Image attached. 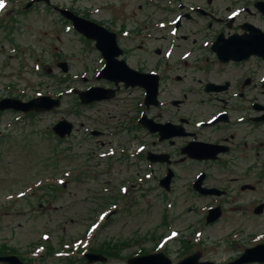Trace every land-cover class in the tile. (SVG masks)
<instances>
[{"label": "rangeland", "instance_id": "obj_1", "mask_svg": "<svg viewBox=\"0 0 264 264\" xmlns=\"http://www.w3.org/2000/svg\"><path fill=\"white\" fill-rule=\"evenodd\" d=\"M29 1L0 0V99L26 102L39 94L57 96L73 87H87L88 82L80 79L89 76L82 72L91 65L86 43L45 4L26 12ZM109 1L126 0L52 4L88 9ZM127 1L129 11L134 0ZM65 59L70 63L68 73L57 65ZM79 104L78 97L68 93L60 108L50 112L0 113V255L15 254L24 264H127L131 257L163 251L173 264L192 253L201 254L200 262L222 264L239 258L255 243L264 244V215L252 212V205L264 199V181L256 191L247 190L249 197L228 205L224 217L210 225L205 224L206 209L215 200L199 198L187 177L200 170L197 166L178 170L171 194L151 181L139 186L140 197L134 189L123 197V184L134 177L132 159L121 161L120 154L112 156L108 149H118L127 139L119 134L108 143L109 138L87 132L111 127L123 104L94 109ZM60 120L74 125L64 142L52 134ZM169 195L176 203L171 227L166 220ZM249 202L247 210L240 208ZM111 211L116 212L106 219ZM86 252L100 253L107 260L88 263Z\"/></svg>", "mask_w": 264, "mask_h": 264}, {"label": "flooded vegetation", "instance_id": "obj_2", "mask_svg": "<svg viewBox=\"0 0 264 264\" xmlns=\"http://www.w3.org/2000/svg\"><path fill=\"white\" fill-rule=\"evenodd\" d=\"M132 4L129 11L127 0L88 9L77 4L62 7L104 34L92 31L85 37L72 27L86 43L91 64L83 70L90 76L81 80L88 86L80 89L109 90L110 97L80 107L123 104L111 127L87 132L109 138L108 143L119 134L129 141L118 147L121 161L132 159L134 173L123 184V197L133 189L140 197L138 188L144 182L162 188L167 176L171 194L178 170L200 167L187 177L199 198L215 200L206 209L205 224L210 225V208H217L219 221L230 210L228 205L249 197L247 190L256 191L264 181V0ZM104 68L108 74L122 73L121 81L102 78ZM172 197L167 202L168 227L176 206ZM250 203L240 208L247 210ZM262 204L264 199L252 205L255 215H264V207L256 211ZM259 243L263 241L255 245Z\"/></svg>", "mask_w": 264, "mask_h": 264}, {"label": "water", "instance_id": "obj_3", "mask_svg": "<svg viewBox=\"0 0 264 264\" xmlns=\"http://www.w3.org/2000/svg\"><path fill=\"white\" fill-rule=\"evenodd\" d=\"M36 1H44L47 4H50V0H36ZM33 3H30L29 6H31ZM28 6V7H29ZM62 15H64L66 18L72 20L75 22V25L78 26V29L83 30L87 34V30L84 29L86 26L84 21H80L77 23L78 18L74 16V14L68 10H62L58 9ZM89 92H82L81 98L83 103L88 102ZM60 102L57 100L51 99V97H40L38 99L29 101V102H23L18 99H4L0 101V110L5 109H15L18 111L28 112V111H46L53 109L56 106H59ZM73 125L68 121H61L57 126L54 127V130L60 134L62 137L66 135H70L72 131ZM170 176L167 177L165 180L162 181L163 187L168 186ZM167 183V184H166ZM200 184V180L198 181ZM201 191V189H198ZM204 193L207 194H213L215 190H204ZM264 205H261L256 211L260 213L261 209H263ZM259 210V211H258ZM111 215V214H110ZM220 217V213L217 209H211L209 211V216L207 218V223H212L218 220ZM86 257L88 258V261L90 263L94 261H103L105 262L107 258L101 254H86ZM200 253L193 254L182 261H180L177 264H216L210 261L200 262ZM264 263V244H259L255 247L248 248L244 251V253L241 255L239 259L232 263L228 264H248V263ZM0 263H6V264H23V262L19 259L17 256H0ZM128 264H172V261L164 254H152V255H146V256H138L133 257L128 260Z\"/></svg>", "mask_w": 264, "mask_h": 264}, {"label": "snow or ice", "instance_id": "obj_4", "mask_svg": "<svg viewBox=\"0 0 264 264\" xmlns=\"http://www.w3.org/2000/svg\"><path fill=\"white\" fill-rule=\"evenodd\" d=\"M3 7V3L2 2H0V8H2Z\"/></svg>", "mask_w": 264, "mask_h": 264}]
</instances>
